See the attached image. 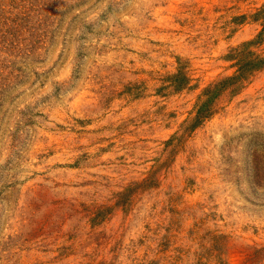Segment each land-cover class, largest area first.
Returning a JSON list of instances; mask_svg holds the SVG:
<instances>
[{"label":"rangeland","instance_id":"1","mask_svg":"<svg viewBox=\"0 0 264 264\" xmlns=\"http://www.w3.org/2000/svg\"><path fill=\"white\" fill-rule=\"evenodd\" d=\"M263 6L0 0V264H264Z\"/></svg>","mask_w":264,"mask_h":264},{"label":"trees","instance_id":"2","mask_svg":"<svg viewBox=\"0 0 264 264\" xmlns=\"http://www.w3.org/2000/svg\"><path fill=\"white\" fill-rule=\"evenodd\" d=\"M255 18L261 20V31L255 39L243 43L234 49L235 53L230 54L229 58L236 61L235 73L217 80L204 89L196 103L194 116L189 124H185V132L195 130L212 118L218 112L219 101L226 92L232 95L239 93L253 73L264 68V55L252 49L264 41V6L255 14ZM172 78L174 90H182L190 85V78L182 70Z\"/></svg>","mask_w":264,"mask_h":264}]
</instances>
